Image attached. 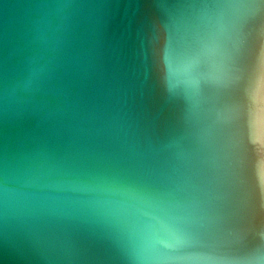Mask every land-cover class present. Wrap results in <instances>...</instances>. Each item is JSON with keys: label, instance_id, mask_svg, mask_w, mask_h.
I'll use <instances>...</instances> for the list:
<instances>
[{"label": "water", "instance_id": "95a60500", "mask_svg": "<svg viewBox=\"0 0 264 264\" xmlns=\"http://www.w3.org/2000/svg\"><path fill=\"white\" fill-rule=\"evenodd\" d=\"M264 0H0V264H264Z\"/></svg>", "mask_w": 264, "mask_h": 264}, {"label": "snow or ice", "instance_id": "6c2138e0", "mask_svg": "<svg viewBox=\"0 0 264 264\" xmlns=\"http://www.w3.org/2000/svg\"><path fill=\"white\" fill-rule=\"evenodd\" d=\"M245 110L247 131L251 133L253 138V143L249 145L256 156L255 138L259 133L261 123L264 122V52L261 53L248 79ZM260 179L264 183V168L260 169Z\"/></svg>", "mask_w": 264, "mask_h": 264}]
</instances>
